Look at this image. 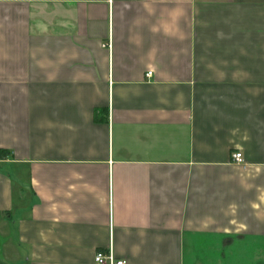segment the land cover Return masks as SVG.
I'll use <instances>...</instances> for the list:
<instances>
[{
    "label": "crops",
    "instance_id": "obj_1",
    "mask_svg": "<svg viewBox=\"0 0 264 264\" xmlns=\"http://www.w3.org/2000/svg\"><path fill=\"white\" fill-rule=\"evenodd\" d=\"M0 150V264H264V0H0Z\"/></svg>",
    "mask_w": 264,
    "mask_h": 264
},
{
    "label": "built area",
    "instance_id": "obj_2",
    "mask_svg": "<svg viewBox=\"0 0 264 264\" xmlns=\"http://www.w3.org/2000/svg\"><path fill=\"white\" fill-rule=\"evenodd\" d=\"M233 159L238 164H242L243 162L242 155L240 153H236L233 156ZM94 263L95 264H126V261L123 259L114 258L111 252L108 253L97 252L94 256Z\"/></svg>",
    "mask_w": 264,
    "mask_h": 264
},
{
    "label": "rangeland",
    "instance_id": "obj_3",
    "mask_svg": "<svg viewBox=\"0 0 264 264\" xmlns=\"http://www.w3.org/2000/svg\"><path fill=\"white\" fill-rule=\"evenodd\" d=\"M14 230V228L12 227V231ZM14 233V232H13ZM13 233H11V236H13L14 234ZM4 242V236H2V235H0V246L2 245V243ZM2 259H3V257L1 256V254H0V262H2ZM246 262H244L243 261V263L242 264H245ZM238 264H239V262H238Z\"/></svg>",
    "mask_w": 264,
    "mask_h": 264
},
{
    "label": "trees",
    "instance_id": "obj_4",
    "mask_svg": "<svg viewBox=\"0 0 264 264\" xmlns=\"http://www.w3.org/2000/svg\"><path fill=\"white\" fill-rule=\"evenodd\" d=\"M0 153H1V150H0Z\"/></svg>",
    "mask_w": 264,
    "mask_h": 264
}]
</instances>
